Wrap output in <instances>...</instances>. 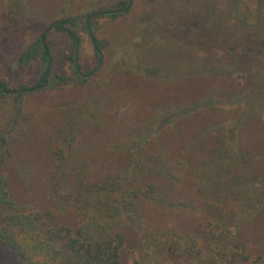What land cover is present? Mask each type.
Instances as JSON below:
<instances>
[{"label":"trees","instance_id":"obj_1","mask_svg":"<svg viewBox=\"0 0 264 264\" xmlns=\"http://www.w3.org/2000/svg\"><path fill=\"white\" fill-rule=\"evenodd\" d=\"M36 1L7 0L13 27L41 29L12 61L35 63L36 82L0 74V264H264V0H105L80 14L64 0L54 16ZM99 18L134 22L109 38ZM85 41L98 61L82 71ZM118 42L130 59L102 60ZM76 86L79 104L45 110L42 133L20 128L26 97ZM31 129L35 187L19 203Z\"/></svg>","mask_w":264,"mask_h":264},{"label":"rangeland","instance_id":"obj_2","mask_svg":"<svg viewBox=\"0 0 264 264\" xmlns=\"http://www.w3.org/2000/svg\"><path fill=\"white\" fill-rule=\"evenodd\" d=\"M64 0H37L35 10H39V14L48 13L50 16H54L55 11L59 9V4L63 3ZM107 3L105 0H70L69 2L64 3L66 8L70 10L72 14H80L84 13L92 8H97L98 6H104ZM7 0H0V74H2V78L5 81L6 85L10 88L18 87V86H27L36 82L38 78V66L35 63H30L24 66H19L17 64L12 63L15 55L18 53L20 49V45L24 43H28L32 41V39L39 33L41 29V25L37 19L31 20L29 26L24 22L22 18L19 19L18 27H13L9 22V18L7 17ZM101 12V11H100ZM121 12V11H117ZM98 13V12H97ZM101 15H93V17L102 16ZM91 16H89L90 18ZM88 18V20H89ZM40 19V18H39ZM98 21L103 23V34H106L110 38V34L114 32L116 29L124 30L127 27L132 26V19L122 18L115 19L114 21H109L105 18H99ZM89 25V24H88ZM47 42L49 48L55 55L60 53H66L71 46L70 39L62 32L59 31H49L47 34ZM120 43H114L112 52H106L104 55L101 51V59L104 57L108 59L109 62H113L122 58L127 57L128 55L119 47ZM82 64L81 70L87 71L89 70L98 59L91 52L89 44L85 41L82 49ZM110 58V59H109ZM130 59V58H125ZM10 70L4 71L3 68L11 65ZM55 70L64 72L67 67L61 64L59 61H55ZM81 73V72H80ZM94 71H92L87 77H90ZM82 76H85L81 73ZM1 76V75H0ZM84 93V86H76L69 87L64 89L63 91H47L41 92L38 91L31 96L26 97L23 100V106L25 108L23 110L29 112L32 111L33 115L30 119L25 120V117L21 119L20 128L25 129L26 132L30 128H35L41 132V129L37 127L39 122L43 119L42 116L47 113V111H55L57 109H71V106L78 105V100L81 99L82 94ZM47 121L48 129H51V125L56 124L58 118L56 116H51L50 118H44ZM29 124V125H28ZM42 133V132H41ZM31 136L27 137L24 141L23 145L31 144L32 148H26L23 150L24 161L30 163L25 167V172L22 174V178L16 177L11 181L10 190L14 199L19 203H27L28 200V192L30 191V184L35 187L34 178L29 180V176L31 174L34 175L33 162L30 158H38V151L35 149V146H39L40 138L38 136H34V131L31 129ZM38 137V138H37ZM38 139V140H36ZM36 140V141H35ZM26 141H28L26 143ZM30 157V158H29ZM32 164V165H31Z\"/></svg>","mask_w":264,"mask_h":264},{"label":"water","instance_id":"obj_3","mask_svg":"<svg viewBox=\"0 0 264 264\" xmlns=\"http://www.w3.org/2000/svg\"><path fill=\"white\" fill-rule=\"evenodd\" d=\"M122 10H125V8L120 9V10L101 11V12H98V13L93 14V15H101V14H105V13L117 12V11H122ZM93 15H90V16H93ZM88 18H89V16L86 18V23H87V27L89 29Z\"/></svg>","mask_w":264,"mask_h":264}]
</instances>
